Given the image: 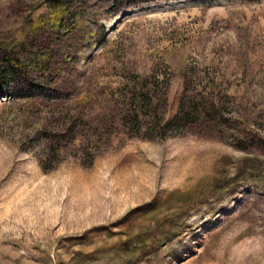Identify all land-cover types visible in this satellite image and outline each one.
<instances>
[{"label": "rangeland", "instance_id": "374dc122", "mask_svg": "<svg viewBox=\"0 0 264 264\" xmlns=\"http://www.w3.org/2000/svg\"><path fill=\"white\" fill-rule=\"evenodd\" d=\"M42 1L0 0L25 64L0 79V264H264V0H119L100 31L19 38ZM153 71L167 119L202 94L231 120L128 135L119 86Z\"/></svg>", "mask_w": 264, "mask_h": 264}, {"label": "trees", "instance_id": "16d2710c", "mask_svg": "<svg viewBox=\"0 0 264 264\" xmlns=\"http://www.w3.org/2000/svg\"><path fill=\"white\" fill-rule=\"evenodd\" d=\"M80 1L83 6L77 9H72L61 0H43L38 3L24 18L19 38H22L25 31L34 34L42 29H49L56 38H61L79 26L84 27L88 33L95 32L103 29V20H108L112 12L116 15L119 11L117 9L119 0ZM14 47L10 45L4 47L0 43V79L3 82L24 76L22 70L25 64L16 56ZM49 60L48 55L43 53L35 56L33 61L36 66L42 67L43 64H48ZM157 76L154 71L147 75L134 74L132 77L127 76L129 81L119 86L126 100L125 109L119 120L128 135L149 140L157 137L165 139L169 136L183 135L189 124L203 118L219 125L231 120L230 117L222 115L219 103L202 94L191 102L186 101V96H183L177 112L167 119L165 108L169 85L166 80H160ZM32 86L29 93L39 87ZM37 92L40 93L42 90ZM233 122L231 133L227 136L222 132V139L229 140L234 136L238 138L242 133L240 124L236 120ZM235 146L239 149L245 148L237 142ZM40 165L44 171L53 168V166H43L41 163Z\"/></svg>", "mask_w": 264, "mask_h": 264}]
</instances>
